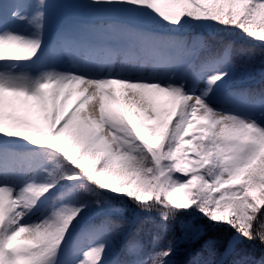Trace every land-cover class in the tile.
Instances as JSON below:
<instances>
[{
	"label": "snow or ice",
	"instance_id": "1",
	"mask_svg": "<svg viewBox=\"0 0 264 264\" xmlns=\"http://www.w3.org/2000/svg\"><path fill=\"white\" fill-rule=\"evenodd\" d=\"M80 6L172 28L219 24L264 43V0ZM47 7L0 0V264H177L179 240L195 246L209 228L225 238L194 264H264L245 249L264 245V89L245 111L216 107L237 71L232 45L193 63L197 51L178 35L123 23L66 33L57 48L45 43ZM59 52L71 66L20 70ZM144 64L150 75L128 74ZM115 200H130L132 216ZM93 211L99 222H88ZM154 212L151 246L127 240L123 229ZM178 217L180 237L157 246ZM81 236L90 242L68 258Z\"/></svg>",
	"mask_w": 264,
	"mask_h": 264
},
{
	"label": "trees",
	"instance_id": "2",
	"mask_svg": "<svg viewBox=\"0 0 264 264\" xmlns=\"http://www.w3.org/2000/svg\"><path fill=\"white\" fill-rule=\"evenodd\" d=\"M112 20L116 19L115 24L126 23L127 19L138 21L137 19L124 18V17H109ZM145 25L147 23L148 29H145L153 34L178 35L185 40L189 47L194 48L198 55L193 59V63H198L201 59L209 54L220 52L226 45H232V62L236 66L235 75L229 79L223 87L218 91V94L226 97L232 101L233 107L244 106L248 107L250 100V93H258L264 89V43L260 42L257 38H250L242 33L238 28L224 27L219 24H209L207 26H200L194 24L185 25L183 28H175L163 24L159 21L141 20ZM116 207L125 209V216L131 217L135 211V205L130 200H115L113 201ZM100 215L95 211L90 213L88 222H99ZM121 217H117L120 219ZM171 222V230L168 232L167 237L163 240H158L157 246H162L167 240L179 238L181 235L180 220ZM189 224H202L207 223L198 216L188 218ZM159 219L157 213H152L151 218L144 214H140L135 218L133 224L127 225L124 229V235L127 240H140L148 243L150 246L153 240L158 236L159 229L157 225ZM226 232L215 228L206 229L196 243L195 246L179 240V252L175 259L177 264H194L195 261H205L213 259L211 255V248L220 245ZM88 238L80 237L77 242H84ZM125 241L118 240V244H123ZM246 251L253 257L264 255V245L258 241L245 246ZM115 258V253L113 257Z\"/></svg>",
	"mask_w": 264,
	"mask_h": 264
},
{
	"label": "rangeland",
	"instance_id": "3",
	"mask_svg": "<svg viewBox=\"0 0 264 264\" xmlns=\"http://www.w3.org/2000/svg\"><path fill=\"white\" fill-rule=\"evenodd\" d=\"M48 1V2H47ZM46 4L48 7L46 8L47 17H46V26H45V43L56 45L57 48H60L62 45V38L66 33L75 32L77 29L75 28L76 19L79 18L83 24L85 19L91 20L98 17V15L90 14L86 9L81 7L80 5L87 2V0H47ZM6 3H10L11 0H4ZM34 5L38 3V0H30ZM52 9H50V8ZM52 12H51V11ZM35 11V8H33ZM52 14V17H50ZM137 20H148L150 19H137ZM105 24H115L108 22H95L94 25H105ZM86 25V24H85ZM19 30L26 31L29 30L26 25H16ZM52 37H54L52 39ZM101 39H104L102 36ZM3 62H0L2 64ZM72 64V57L63 52H59L56 55H49L43 58L40 62L37 63H29V62H21V71H26L29 74H36L40 72L42 69L47 68L49 66L55 65L58 68L61 67H69ZM152 72V66L150 64H144L137 66L134 71L129 72V75H144L148 76ZM217 108L224 109L225 111H245L247 107L237 106L233 107L232 101L228 100L226 97L219 95L217 93ZM53 202H50V205ZM83 237V236H82ZM89 239L85 242H80L78 247L75 250H70L68 258H75L76 255H79L80 248H86ZM74 252V254H73Z\"/></svg>",
	"mask_w": 264,
	"mask_h": 264
}]
</instances>
